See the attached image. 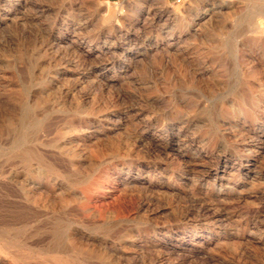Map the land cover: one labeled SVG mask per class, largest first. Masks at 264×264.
<instances>
[{
	"label": "rangeland",
	"instance_id": "rangeland-1",
	"mask_svg": "<svg viewBox=\"0 0 264 264\" xmlns=\"http://www.w3.org/2000/svg\"><path fill=\"white\" fill-rule=\"evenodd\" d=\"M0 119L30 264H264V0H0Z\"/></svg>",
	"mask_w": 264,
	"mask_h": 264
},
{
	"label": "bare ground",
	"instance_id": "bare-ground-1",
	"mask_svg": "<svg viewBox=\"0 0 264 264\" xmlns=\"http://www.w3.org/2000/svg\"><path fill=\"white\" fill-rule=\"evenodd\" d=\"M229 6V5H228ZM210 15H211V12L210 13H208V12H205L203 15H200V16H198L196 19H194V22H193V25L194 26H199V25H201V23L205 20V19H207L208 17H210ZM202 28V27H201ZM260 31V30H259ZM32 100H33V98H32ZM65 105V104H64ZM139 114H141V113H139ZM117 115V114H116ZM133 115V114H132ZM4 117V116H3ZM134 117V116H133ZM142 117V116H141ZM109 118V117H108ZM112 118V117H111ZM19 119V118H18ZM128 119V118H127ZM140 119V118H139ZM1 120V119H0ZM109 120V119H108ZM117 120V119H116ZM132 120V119H131ZM113 121H114V119H113ZM118 121H120V120H118ZM135 121V120H134ZM0 122H2V121H0ZM142 122V121H141ZM151 122V121H150ZM20 123H21V120H20ZM133 123V122H132ZM147 123V122H146ZM3 124V123H2ZM110 124V123H109ZM145 124V123H144ZM150 124V123H149ZM127 125H128V123H127ZM112 126V125H111ZM130 126V125H129ZM143 126V125H142ZM146 126V125H145ZM134 127H135V125H134ZM138 127V126H137ZM108 128V127H107ZM11 129V128H10ZM9 129V130H10ZM146 129H148V128H146ZM12 130V129H11ZM63 130V129H62ZM135 130V129H134ZM137 130V129H136ZM31 131V130H30ZM41 131V130H40ZM52 131V130H51ZM59 131V130H58ZM61 131V130H60ZM142 131V130H141ZM159 131V130H158ZM166 132H167V130H165ZM5 132V131H4ZM121 132H122V130H121ZM140 132V131H139ZM145 132V131H144ZM143 132V133H144ZM170 132V131H169ZM0 133H1V131H0ZM125 133V132H124ZM133 133V132H132ZM154 133V132H153ZM165 133V132H164ZM32 134H34L35 135V133H32ZM57 134H59L58 132H57ZM77 134V133H76ZM90 134V133H89ZM121 134V133H120ZM159 134V133H158ZM161 134V133H160ZM166 134V133H165ZM9 135H10V131H9ZM33 135V136H34ZM37 135V134H36ZM85 135H86V133H85ZM99 135V134H98ZM110 135V134H109ZM143 135V134H142ZM73 136H75V135H73ZM89 136V135H88ZM129 136V135H128ZM156 136V135H155ZM11 137V136H10ZM77 137V136H76ZM111 137V136H110ZM109 137V138H110ZM12 138V137H11ZM16 138V137H15ZM33 138V137H32ZM37 138V137H36ZM36 138H34V140L35 141H37L36 140ZM70 138V137H69ZM68 138V139H69ZM98 138H101V137H98ZM114 138V137H113ZM116 138V137H115ZM128 139H130L129 137H127ZM141 138V137H140ZM168 138V137H167ZM71 139V138H70ZM103 139H105V137L103 138ZM155 139V138H154ZM16 140V139H15ZM15 140H14V142H15ZM97 140V139H96ZM100 140H102V138L100 139ZM135 140V139H134ZM166 140V139H165ZM171 140V139H170ZM31 141V140H30ZM48 141V140H47ZM57 141V140H56ZM64 141V140H63ZM109 141H111L110 139H109ZM116 141V140H115ZM120 141V140H119ZM132 141H133V138H132ZM147 141V140H146ZM164 141V140H163ZM10 143H11V141H9ZM9 142H7V143H9ZM13 142V143H14ZM42 143L44 142V141H41ZM102 142V141H101ZM126 142H127V140H126ZM139 142V141H138ZM157 142H158V140H157ZM162 142V141H161ZM3 143V142H2ZM1 143V144H2ZM16 143V142H15ZM33 143V142H32ZM51 143V142H50ZM53 144L55 143V142H52ZM51 143V144H52ZM65 143V142H64ZM63 143V144H64ZM104 143V142H103ZM112 143V142H111ZM132 143H134V142H132ZM136 143V142H135ZM149 143V142H148ZM153 143V142H152ZM6 144V143H5ZM78 144V143H77ZM105 144V143H104ZM124 144H125V142H124ZM130 144V143H129ZM129 144H128V146H129ZM138 144V143H137ZM176 144V143H175ZM6 145H9V144H6ZM15 145V144H14ZM44 145V144H43ZM42 145V146H43ZM50 145V144H49ZM67 145H68V143H67ZM116 145V144H115ZM115 145H113V146H115ZM119 145V144H118ZM132 145V144H131ZM144 145V144H143ZM148 145V144H147ZM152 145H154V144H152ZM159 145V144H158ZM48 146V145H47ZM46 146V147H47ZM54 146V145H53ZM62 146V145H61ZM150 146V145H149ZM165 146H167V145H165ZM164 146V147H165ZM169 146V145H168ZM8 147V146H7ZM18 147V146H17ZM16 147V148H17ZM45 147V148H46ZM59 147V146H58ZM80 147V146H79ZM156 147H157V144H156ZM36 148H38V147H36ZM48 148V147H47ZM173 148V147H172ZM6 149H8V148H6ZM31 149V148H30ZM53 149V148H52ZM119 149V148H118ZM136 149V148H135ZM161 149V148H160ZM164 149H166V148H164ZM164 149H162V150H164ZM32 150V149H31ZM35 150V149H34ZM40 150V149H39ZM138 150V149H137ZM37 151V150H36ZM123 151V150H122ZM128 151V150H127ZM152 151H153V149H152ZM159 151V150H158ZM166 151V150H165ZM44 152V151H43ZM50 152V151H49ZM58 152L59 151H57L56 153L58 154ZM136 152V151H135ZM27 153V152H26ZM38 153V152H37ZM53 153V152H52ZM141 153V152H140ZM139 153V154H140ZM172 153V152H171ZM3 154H5V153H3ZM43 154V153H42ZM45 154V153H44ZM51 154V153H50ZM55 154V153H54ZM151 154V153H150ZM166 154V153H165ZM168 154V153H167ZM15 155V154H14ZM28 155V154H27ZM121 155H122V153H121ZM124 155V154H123ZM138 155V154H137ZM4 156V155H3ZM7 156V155H6ZM13 156V155H12ZM39 157H40V155H38ZM42 156V155H41ZM53 156V155H52ZM135 156V155H134ZM142 156V155H141ZM140 156V158L142 159V157ZM182 156V155H181ZM184 156V155H183ZM182 156V157H183ZM1 157V156H0ZM14 157V156H13ZM35 157V155H33V158ZM45 157H47L46 155H45ZM51 157V156H50ZM136 157V156H135ZM10 158V157H9ZM25 158V157H24ZM23 158V159H24ZM53 158V157H52ZM56 158V157H55ZM132 158V157H131ZM2 159V158H1ZM0 159V160H1ZM13 159V158H12ZM16 159V158H15ZM32 159V158H31ZM10 160H11V158H10ZM19 160V159H18ZM35 160V159H34ZM56 160V159H55ZM136 160V159H135ZM145 160V159H144ZM3 161V160H2ZM12 161V160H11ZM15 162H17L16 160H14ZM22 161V160H21ZM26 161V160H25ZM29 161V160H28ZM27 161V162H28ZM37 161V160H36ZM40 161V160H39ZM49 161V160H48ZM121 161H123V160H121ZM142 161V160H141ZM126 162V161H125ZM144 162V161H143ZM3 163V162H2ZM7 163V162H6ZM6 163H5V167H6ZM39 163V162H38ZM42 163V162H41ZM123 163V162H122ZM1 164V163H0ZM54 164V163H53ZM8 165H9V163H8ZM40 165H43V164H40ZM45 165H47V164H44V167H45ZM148 165V164H147ZM152 165V164H151ZM155 165V164H154ZM53 166V165H52ZM138 166V165H137ZM221 166V165H220ZM0 167H2V166H0ZM5 167H3V168H5ZM10 167V166H9ZM48 167H49V165H48ZM57 167V166H56ZM55 167V168H56ZM86 167V166H85ZM118 167V166H117ZM133 167V166H132ZM23 168V167H22ZM29 168V167H28ZM46 168V167H45ZM52 168H54V167H51V169ZM54 168V169H55ZM120 169L119 170H121V167H119ZM53 169V170H54ZM5 170V169H4ZM19 170V169H18ZM37 170V169H36ZM50 170V169H49ZM59 170V169H58ZM154 170V169H153ZM1 171H3V170H1ZM133 171V170H132ZM138 171V170H137ZM155 171H156V169H155ZM163 171V170H162ZM11 172V171H10ZM53 172H55V171H53ZM58 172V171H57ZM126 172H127V170H126ZM154 172V171H153ZM157 172H159V171H157ZM163 172H165V171H163ZM5 173H7V171L5 172ZM4 173V174H5ZM18 173V172H17ZM16 173V174H17ZM21 173V172H20ZM40 173V172H39ZM38 173V174H39ZM45 173V172H44ZM63 173V172H62ZM117 173V172H116ZM155 173V172H154ZM23 174V173H22ZM36 174V173H35ZM41 174H43V173H41ZM46 174H48V173H46ZM10 175V174H9ZM48 175H50V174H48ZM27 176V175H26ZM40 176V175H39ZM38 176V177H39ZM52 176V175H51ZM58 176V175H57ZM162 176H163V174H162ZM8 177V176H7ZM25 177V176H24ZM28 177V176H27ZM67 177V176H66ZM110 177V176H109ZM165 177V176H164ZM29 178H30V176H29ZM37 178V177H36ZM58 178V177H57ZM111 178V177H110ZM115 178V177H114ZM15 179V178H14ZM24 179V178H23ZM22 179V180H23ZM42 179V178H41ZM118 179V178H117ZM161 179V178H160ZM36 180V179H35ZM39 180V179H38ZM18 181V180H17ZM20 181V180H19ZM34 181V180H33ZM57 181V180H56ZM163 181V180H162ZM169 181V180H168ZM3 182V181H2ZM5 182V181H4ZM9 182V181H8ZM63 182V181H62ZM159 182H161V181H159ZM7 183V182H6ZM5 183V184H6ZM11 183V182H10ZM26 183V182H25ZM34 183H35V181H34ZM56 183V182H55ZM2 184V183H1ZM0 184V185H1ZM13 184V183H12ZM28 184V183H27ZM129 184V183H128ZM3 185H4V183H3ZM30 185V184H29ZM58 185V184H57ZM65 185V184H64ZM108 185V184H107ZM156 185V184H155ZM174 185V184H173ZM187 185V184H186ZM23 186H24V184H23ZM37 186V185H36ZM105 186H106V184H105ZM131 186V185H130ZM4 187H6V186H4ZM8 187V186H7ZM13 187H15V186H13ZM26 187V186H25ZM28 187V186H27ZM26 187V188H27ZM34 187H35V185H34ZM174 187V186H173ZM12 188V187H11ZM10 188V189H11ZM61 188V187H60ZM63 188V187H62ZM67 188V187H66ZM102 188V187H101ZM114 188V187H113ZM9 188H8V190H10ZM17 189V188H16ZM23 189H25V188H23ZM43 189V188H42ZM99 189V188H98ZM111 189V188H110ZM3 190H4V188H3ZM36 190V189H35ZM65 190V189H64ZM90 190V189H89ZM108 190V189H107ZM1 191V190H0ZM13 190H11V192H12ZM25 191V190H24ZM28 191V190H27ZM32 191V190H31ZM30 191V192H31ZM41 191V190H40ZM62 191V190H61ZM81 191H82V188H81ZM155 191V190H154ZM153 190H152V192H154ZM8 192V191H7ZM18 192V191H17ZM23 192V191H22ZM65 192V191H64ZM67 192H69V191H67ZM84 192V191H83ZM86 192V191H85ZM148 192V191H147ZM164 192V191H163ZM48 193V192H47ZM50 193V192H49ZM160 193H162L161 191H160ZM8 194V193H7ZM6 194V195H7ZM14 194V193H13ZM12 194V195H13ZM16 194V193H15ZM26 194V193H25ZM55 194V193H54ZM86 194V193H85ZM91 194V193H90ZM108 194V193H107ZM156 194V193H155ZM5 195V196H6ZM9 195V194H8ZM22 195V194H21ZM37 195H38V193H37ZM52 195V194H51ZM56 195H57V193H56ZM67 195V194H66ZM154 195V194H153ZM162 195V194H161ZM160 195V196H161ZM4 196V195H3ZM2 196V197H3ZM16 196V195H15ZM44 196H46V195H44ZM87 196H88V193H87ZM91 196V195H90ZM97 196V195H96ZM8 197H10V196H8ZM18 197V196H17ZM26 197V196H25ZM35 197H37V196H35ZM48 197V196H47ZM52 197V196H51ZM58 197V196H57ZM62 197V196H61ZM100 197H103V196H100ZM112 197V196H111ZM1 198V197H0ZM3 198H5V197H3ZM33 198V197H32ZM44 198V197H43ZM92 198V197H91ZM95 198V197H94ZM117 199H118V197H116ZM2 199V198H1ZM0 199V200H1ZM18 199V198H17ZM16 199V200H17ZM22 199V198H21ZM50 199V198H49ZM58 199V198H57ZM97 199V198H96ZM33 200V199H32ZM51 200V199H50ZM88 200V199H87ZM114 200V199H113ZM11 201H14L13 199L11 200ZM10 201V202H11ZM20 201V200H19ZM29 201V200H28ZM31 201V200H30ZM62 201V200H61ZM94 201V200H93ZM93 201H91V202H93ZM105 201V200H104ZM159 201V200H158ZM25 202V201H24ZM37 202H39V199L37 200ZM51 202V201H50ZM57 202V201H56ZM130 202V201H129ZM3 203V202H2ZM1 203V204H2ZM5 203H7V202H5ZM23 203V202H22ZM28 203V202H27ZM59 203V202H58ZM90 203V202H89ZM150 203V202H149ZM14 204V203H13ZM25 204V203H24ZM29 204V203H28ZM38 204V203H37ZM99 204V203H98ZM4 206H5V204H3ZM8 206H9V204H7ZM12 205V204H11ZM18 205H19V203H18ZM33 205V204H32ZM51 205V204H50ZM90 205V204H89ZM7 206V207H8ZM31 206V205H30ZM34 206V205H33ZM91 206H92V204H91ZM1 207V206H0ZM16 207H17V205H16ZM25 207V206H24ZM32 207V206H31ZM34 207H36V206H34ZM54 207V206H53ZM99 207H101V206H99ZM103 207V206H102ZM101 207V208H102ZM11 208V207H10ZM19 209H20V206L18 207ZM95 208H97L98 209V207H96L95 206ZM7 210L9 209V208H6ZM22 209V208H21ZM87 209H89V208H87ZM86 209V210H87ZM93 209V208H92ZM92 209H90V210H92ZM33 210V209H32ZM41 210V209H40ZM55 210H57L56 208H55ZM64 210V209H63ZM166 210V209H165ZM3 211V210H2ZM19 211H21L22 212V210H19ZM35 211V210H34ZM47 211V210H46ZM88 211V210H87ZM17 212V211H16ZM25 212V211H24ZM31 212V211H30ZM2 213H4V212H2ZM9 213V212H8ZM7 213V214H8ZM27 213V212H26ZM43 213V212H42ZM51 213V212H50ZM55 213V212H54ZM31 214V213H30ZM33 214V213H32ZM41 214V213H40ZM5 215H6V213H5ZM10 215V214H9ZM13 215V214H12ZM17 214L15 213V215L14 216H16ZM25 215V214H24ZM38 215H39V213H38ZM45 215V214H44ZM30 216H33V215H30ZM41 216H42V214H41ZM8 217V216H7ZM10 217V216H9ZM16 218V217H15ZM26 218V217H25ZM28 218H30L29 216H28ZM2 219V218H1ZM14 219V218H13ZM35 219V218H34ZM37 219H38V217H37ZM11 220V219H10ZM21 220V219H20ZM3 221V220H2ZM6 221V220H5ZM12 221V220H11ZM15 221V220H14ZM13 221V222H14ZM29 221V220H28ZM38 221V220H37ZM43 221V220H42ZM12 222V223H13ZM18 222V221H17ZM22 222H23V220H22ZM21 222V223H22ZM26 222V221H25ZM24 222V223H25ZM36 222V221H35ZM55 223H56V221H54ZM8 223V222H7ZM7 223H5L6 225H8ZM20 223V222H19ZM29 223V222H28ZM32 223V222H31ZM38 223V222H37ZM36 223V224H37ZM43 223V222H42ZM55 223H54V225H55ZM59 223H60V221H59ZM1 224V223H0ZM27 224V223H26ZM25 224V225H26ZM30 224V223H29ZM39 224V223H38ZM62 224H65V223H62ZM2 225H3V223H2ZM1 225V226H2ZM16 225V224H15ZM60 225V224H59ZM30 226V225H29ZM3 227H4V225H3ZM6 227V226H5ZM12 227V226H11ZM17 227V226H16ZM48 227V226H47ZM62 227V226H61ZM72 227V226H71ZM25 228V227H24ZM40 228V227H39ZM45 228H46V226H45ZM55 228H56V226H55ZM65 228V227H64ZM70 228V227H69ZM11 229H13V227L11 228ZM16 229V228H15ZM18 229V228H17ZM16 229V230H17ZM5 230V229H4ZM4 230L3 229H1L0 228V251L2 252L1 254H5L7 257H9L10 259H12V261L14 260V262L15 261H17L19 264H30L31 262H28L29 260L28 259H34V258H38V261H39V258H44V256H49L48 254H53V253H57V255L60 253L59 252V250L58 251H47V250H45V249H47V248H45V249H37V248H31V247H27V248H24V247H22L21 246V249L23 248V249H26L25 251H27V253H25V255H22V256H19L18 255V251H19V249L18 248H16V246H18V245H16L15 243H14V240L13 239H9V240H13V241H8L7 239H6V237H7V235H5V232H4ZM14 230V229H13ZM23 230V229H22ZM28 230V229H27ZM30 230H32V229H30ZM48 230V229H47ZM51 231L53 230V229H50ZM10 231V230H9ZM20 231V230H19ZM29 231V230H28ZM50 231V232H51ZM63 231V230H62ZM61 231V232H62ZM76 231V230H75ZM25 232V231H24ZM33 232V231H32ZM43 232V231H42ZM48 232V231H47ZM55 232V231H54ZM68 232V231H67ZM10 233V232H9ZM26 233V232H25ZM35 233V232H34ZM33 233V234H34ZM58 233V232H57ZM75 233V232H74ZM37 234H39V232L37 233ZM62 234V233H61ZM21 235H23V234H21ZM56 235V234H55ZM60 235V234H59ZM15 236V235H14ZM27 236V235H26ZM57 236V235H56ZM56 236H54V237H56ZM83 236V235H82ZM86 236V235H85ZM12 237V236H11ZM38 237H39V235H38ZM44 237V236H43ZM46 237V236H45ZM53 237V238H54ZM10 238V237H9ZM23 238V237H22ZM28 238V237H27ZM60 238V237H59ZM58 237H57V239H59ZM70 238V237H69ZM79 238V237H78ZM29 239V238H28ZM36 239V238H35ZM88 239H89V237H88ZM20 240V239H19ZM23 240H25V239H23ZM33 240V239H32ZM51 240H53L52 238H51ZM50 240V241H51ZM71 240H73V239H71ZM85 240H87V239H85ZM153 240V239H152ZM161 240V239H160ZM17 241V240H16ZM26 241V240H25ZM42 241H43V239H42ZM48 241V240H47ZM93 241V240H92ZM12 242L14 243V244H12ZM18 242V241H17ZM38 242H41V241H38ZM55 242V241H54ZM96 242V241H95ZM101 242V241H100ZM104 242V241H103ZM162 242V241H161ZM165 242V241H164ZM29 243V242H28ZM43 243V242H42ZM52 243V242H51ZM87 243V242H86ZM93 242H91V244H92ZM102 243V242H101ZM107 243V242H106ZM31 244V243H30ZM104 244V243H103ZM138 244V243H137ZM144 244V243H143ZM147 244V243H146ZM51 245V244H50ZM87 245V244H86ZM96 245V244H95ZM97 245H99V244H97ZM96 245V246H97ZM105 245V244H104ZM151 245V244H150ZM20 246V245H19ZM28 246H30V245H28ZM42 246V245H41ZM44 246V245H43ZM42 246V247H43ZM75 246V245H74ZM51 247H52V245H51ZM69 247V246H68ZM73 247V246H72ZM84 247V246H83ZM88 247H89V245H88ZM92 247H93V245H92ZM171 247V246H170ZM14 248H16V249H18V251H17V253H16V251H13V249ZM44 248V247H43ZM82 248V247H81ZM108 248V247H107ZM110 248V247H109ZM108 248V249H109ZM112 248V247H111ZM15 249V250H16ZM67 249V248H66ZM97 249V248H96ZM106 248H104V250H105ZM161 249V248H160ZM67 250H69V249H67ZM71 250V249H70ZM69 250V251H70ZM110 250V249H109ZM21 251V250H20ZM94 251V250H93ZM170 252V251H169ZM70 253V252H69ZM72 253V252H71ZM74 253V252H73ZM88 253V252H87ZM92 253V252H91ZM91 253H89V255L91 254ZM111 253V252H110ZM20 254V253H19ZM61 254V253H60ZM75 254V253H74ZM52 256V257H54L53 259L54 260H52V261H54V264H75L74 262H70V261H67L68 259H65L64 257L66 256H64V257H62V256ZM77 255V254H76ZM79 255V254H78ZM84 255H85V252H84ZM92 255V254H91ZM116 255H117V253H116ZM125 255V254H124ZM68 256V255H67ZM82 256V255H81ZM4 257V256H3ZM2 257V258H3ZM84 257V256H83ZM42 258V259H43ZM68 258V257H67ZM1 259V258H0ZM45 259H46V257H45ZM71 259V258H70ZM76 259V258H75ZM120 259H122V256H121V258ZM41 260V259H40ZM44 260V259H43ZM48 260H50V259H48ZM72 260V259H71ZM5 261V260H4ZM9 261V260H8ZM34 261V260H33ZM37 261V262H38ZM45 261V260H44ZM36 262V261H35ZM40 262V261H39ZM50 262H51V260H50ZM49 262V263H50ZM80 262V261H79ZM83 262V261H82ZM33 263V262H32ZM41 263V262H40ZM81 263V262H80ZM84 263V262H83ZM82 263V264H83ZM4 264V263H3ZM15 264V263H14ZM39 264V263H38ZM79 264V263H78Z\"/></svg>",
	"mask_w": 264,
	"mask_h": 264
},
{
	"label": "crops",
	"instance_id": "crops-1",
	"mask_svg": "<svg viewBox=\"0 0 264 264\" xmlns=\"http://www.w3.org/2000/svg\"><path fill=\"white\" fill-rule=\"evenodd\" d=\"M104 1L117 3V2H123V1H126V0H104Z\"/></svg>",
	"mask_w": 264,
	"mask_h": 264
},
{
	"label": "built area",
	"instance_id": "built-area-1",
	"mask_svg": "<svg viewBox=\"0 0 264 264\" xmlns=\"http://www.w3.org/2000/svg\"><path fill=\"white\" fill-rule=\"evenodd\" d=\"M178 1H180V0H178Z\"/></svg>",
	"mask_w": 264,
	"mask_h": 264
}]
</instances>
